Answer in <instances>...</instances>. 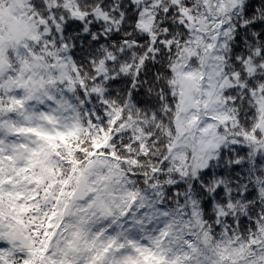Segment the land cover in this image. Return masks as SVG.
<instances>
[{"label": "snow or ice", "instance_id": "obj_1", "mask_svg": "<svg viewBox=\"0 0 264 264\" xmlns=\"http://www.w3.org/2000/svg\"><path fill=\"white\" fill-rule=\"evenodd\" d=\"M0 264H264V0H0Z\"/></svg>", "mask_w": 264, "mask_h": 264}]
</instances>
